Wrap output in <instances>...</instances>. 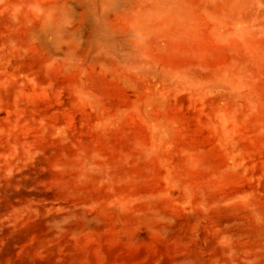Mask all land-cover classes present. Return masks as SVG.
Returning <instances> with one entry per match:
<instances>
[{
	"label": "rangeland",
	"instance_id": "rangeland-1",
	"mask_svg": "<svg viewBox=\"0 0 264 264\" xmlns=\"http://www.w3.org/2000/svg\"><path fill=\"white\" fill-rule=\"evenodd\" d=\"M0 264H264V0H0Z\"/></svg>",
	"mask_w": 264,
	"mask_h": 264
}]
</instances>
